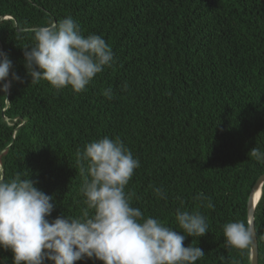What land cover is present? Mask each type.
I'll list each match as a JSON object with an SVG mask.
<instances>
[{"label": "trees", "instance_id": "16d2710c", "mask_svg": "<svg viewBox=\"0 0 264 264\" xmlns=\"http://www.w3.org/2000/svg\"><path fill=\"white\" fill-rule=\"evenodd\" d=\"M69 16L114 53L79 93L32 83L25 68L34 29ZM0 51L12 61L8 80L22 78L0 91V174L28 175L54 196L49 220L86 208L77 152L119 137L140 161L125 188L132 206L180 234L176 209L198 210L208 232L183 242L204 251L196 264H250L251 242L226 247L223 226L249 223V195L264 174L248 155L264 151V0H0ZM201 193L213 207L201 206ZM254 220L264 264V183ZM0 256L11 264L10 251Z\"/></svg>", "mask_w": 264, "mask_h": 264}, {"label": "clouds", "instance_id": "9594fccd", "mask_svg": "<svg viewBox=\"0 0 264 264\" xmlns=\"http://www.w3.org/2000/svg\"><path fill=\"white\" fill-rule=\"evenodd\" d=\"M33 38L35 43L24 51L32 83L44 79L55 89L70 87L79 93L114 61L105 39L83 35L70 16L34 29ZM11 68L8 54L0 51V91L7 92L11 81L22 82L15 72L8 80ZM123 88L127 90L126 82ZM103 94L111 99V88ZM248 155L264 164V151L259 148L253 147ZM77 163L84 178L80 191L86 205L79 217L61 214L49 220L54 196L39 189L38 181L28 175L17 172L5 179L0 174V249L12 253L11 264H75L85 259L103 264H196L205 255L198 245L183 243L186 235L202 237L208 232L200 211L176 209L177 229L184 233L180 234L132 206V195L125 188L140 161L119 137L88 142L77 152ZM150 187L158 198L167 199L161 187ZM195 199L201 206H214L202 193ZM223 236L226 247L245 249L251 242L250 223L228 222ZM7 261L0 256V264Z\"/></svg>", "mask_w": 264, "mask_h": 264}, {"label": "water", "instance_id": "95a60500", "mask_svg": "<svg viewBox=\"0 0 264 264\" xmlns=\"http://www.w3.org/2000/svg\"><path fill=\"white\" fill-rule=\"evenodd\" d=\"M264 183V174L261 175L254 186L252 187L251 193L249 195L248 203H247V211L249 223L251 226V253H250V264H258L259 263V248H258V239L255 230V208L260 200L262 186Z\"/></svg>", "mask_w": 264, "mask_h": 264}, {"label": "rangeland", "instance_id": "374dc122", "mask_svg": "<svg viewBox=\"0 0 264 264\" xmlns=\"http://www.w3.org/2000/svg\"><path fill=\"white\" fill-rule=\"evenodd\" d=\"M5 110H3V113H4Z\"/></svg>", "mask_w": 264, "mask_h": 264}, {"label": "bare ground", "instance_id": "6f19581e", "mask_svg": "<svg viewBox=\"0 0 264 264\" xmlns=\"http://www.w3.org/2000/svg\"><path fill=\"white\" fill-rule=\"evenodd\" d=\"M9 90V89H8Z\"/></svg>", "mask_w": 264, "mask_h": 264}]
</instances>
